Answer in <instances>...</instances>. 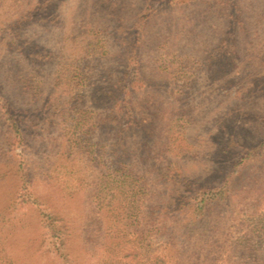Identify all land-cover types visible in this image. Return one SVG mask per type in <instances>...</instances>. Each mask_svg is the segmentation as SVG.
I'll list each match as a JSON object with an SVG mask.
<instances>
[{
    "label": "trees",
    "instance_id": "trees-1",
    "mask_svg": "<svg viewBox=\"0 0 264 264\" xmlns=\"http://www.w3.org/2000/svg\"><path fill=\"white\" fill-rule=\"evenodd\" d=\"M65 1H29L23 17L0 22V34H4L0 35V39L3 40L1 44L5 42L9 52L17 54L24 64L35 68L36 70L31 71L33 74L40 73L39 68L43 69L47 66L53 68L55 58L48 50L32 43L29 31L34 27L47 30L59 26L62 4ZM141 1L143 11L135 17V20L129 26H119L113 32L115 47H121V53L109 55L112 56L110 59L109 51L105 46L107 43L92 40L87 56L82 58L80 63L74 61L75 64L67 68L64 67L67 64L59 66L61 70L56 72L58 85L56 83L48 85L47 90L40 89L39 85L34 89L32 84L26 86L29 99L21 103L22 107L11 97L10 87L8 88L0 77L2 144L11 151L19 149L31 151L29 139L43 140V134L55 129L58 132V138L61 135L67 137V147L71 149L65 150L63 155L64 157L68 155L70 158L72 153L79 155V152H83L82 147L88 141L83 140L82 134L86 132L87 125H90L96 133L94 143L96 141L100 144L99 147L102 143L108 144L103 147L104 149L102 148L104 153L99 159H107L109 163V167L102 169L100 174L96 173L97 176L88 178L91 183L88 181L84 183L87 187L93 186L94 193L91 198L96 207L94 217H88L91 218L90 220L85 218L88 222V231L91 226L94 227L96 239L94 238L93 243L97 242L100 252L105 253L97 264H143L137 257H144L146 260L144 264H201L202 253L208 243L209 228L216 215L224 212L223 208L226 209L225 213L230 214L228 204L232 202L235 194L233 189L235 174L233 171L221 186L205 185L189 179L173 159L168 160L165 167L156 172L153 182L155 186L152 183L153 178L137 173L140 166L146 168V163L151 160L149 144L153 139L152 136L156 134L153 124L145 122L139 116L141 112L139 110L144 104L141 100L148 99L152 93L164 91L165 86H171L168 83L169 79L175 78L177 83V74L170 73L173 69L168 62L160 67V71L166 73L165 77L169 78L167 82L153 85L154 83L147 80L143 74L142 63L139 61V49L143 47V35L148 28L149 20L161 10L157 6L161 1L170 2L167 6H162V10L170 6L220 5L221 8L217 7L216 15L221 22L218 29L219 34H223V40L217 48L208 51L205 65L208 71H216L217 67H220L221 70H230L228 73H231L239 68L242 62H244L242 66H247L253 60L252 57L245 58L239 50L241 42L247 38L245 31L248 25L244 19L245 11L239 0ZM4 7L5 2L1 1L0 8ZM124 29L126 31L123 33ZM103 59L104 67L99 73L95 70L97 75H100V79L94 78L93 82L87 86L86 77H88L90 63ZM173 61L176 60L173 59ZM178 62L184 64L181 61L171 63L174 65ZM201 62H197L199 67L204 65ZM81 63L86 65H79ZM115 63H118L120 67L115 68ZM199 69L197 68V71ZM261 71L264 73V69ZM255 74L254 69L242 70L238 76L240 81L237 87L240 85L239 88H241V84L247 81L255 88L253 83L257 78ZM195 76L193 74L188 80ZM76 80L79 82L77 83ZM261 80H263L261 83H264V74ZM75 82L78 85L73 87ZM76 88L90 89L89 104L86 102L88 97L81 93L76 94ZM174 89H178V86ZM33 90L36 91L32 94ZM239 90L237 89V93L241 92ZM61 91L65 94H61ZM254 91L256 93V88ZM65 96L66 101L61 102ZM182 116H177L176 122L180 124L178 126L183 132L185 130L181 126L183 121L179 118ZM176 122L169 126L165 135L162 137L157 135L164 149L160 153L162 156L165 154L173 157L178 153L186 154L187 140L180 139V130L178 133L179 127L176 128ZM35 127L40 128L41 131H33ZM216 128L220 130L216 134L219 142H223L224 137L229 139L223 145L221 153L230 157L233 137L223 123H219ZM147 130L150 131L149 134L144 135ZM131 136L135 139L137 137V142L133 146L129 144ZM62 146H54L49 151L50 155L54 157L56 154H61ZM237 147L240 149L239 159L233 167L238 174L239 170L245 171L253 165H264V143L257 147L246 144H238ZM44 155H47L45 150ZM94 162L96 167H105L103 161L100 164H97V161ZM0 179V181L3 179L8 181V187H12L14 193L10 201L0 202V263L16 264L11 251L12 242L7 240L5 235L11 233L7 232L10 228L16 229L15 222L18 219L14 215L22 214V217L30 216L34 225L39 228L40 234L36 240L29 242L30 247L23 249L25 253L21 258L28 256L31 258L29 253L32 245L38 243L39 247L50 246L49 250L54 252L55 257L62 264H77L76 255L80 252L84 255L89 249L78 244L81 241L80 228L78 229L75 225L78 222L72 220L71 214H66L58 202L36 193L32 165L23 153L5 160V167L0 168ZM2 187L4 184L1 185ZM8 187L6 185L2 189L5 190ZM252 215L249 216V223L258 221L257 225L264 224L262 220H257L254 214ZM19 223L26 224V219ZM84 231L83 233L87 232L86 228ZM260 231H264V225ZM233 247L240 262L236 261V264H264V255H260L262 249L259 244L250 246L244 242L240 246ZM88 252L92 251L88 250ZM123 252L128 253L130 263L123 262L125 258L118 259ZM39 254L42 252L38 251L37 255ZM80 264L83 263L80 262Z\"/></svg>",
    "mask_w": 264,
    "mask_h": 264
},
{
    "label": "rangeland",
    "instance_id": "rangeland-1",
    "mask_svg": "<svg viewBox=\"0 0 264 264\" xmlns=\"http://www.w3.org/2000/svg\"><path fill=\"white\" fill-rule=\"evenodd\" d=\"M1 1L5 2V7L0 8V22H3L23 17L27 4L33 0H0V3ZM168 3L170 2L161 1L157 5L161 10L149 20L148 28L143 35V47L139 49V61L142 63L144 77L154 83L153 85H161L168 81L169 78L165 77L166 73L160 71V67L165 62H168L173 69L170 73L177 74V83L175 78L169 79L168 83L171 86H165L164 91L152 93L148 99L142 98L141 100V103L144 104L139 110L141 111L139 116L145 122L153 124L156 134L152 136L153 139L149 144L151 160L146 163V168L140 166L137 173L143 174L147 178H153V183L156 172L160 168H164L168 160L173 159L189 179L217 187L221 186L234 171L233 189L235 194L232 202L228 204L231 210L230 214L225 213L226 209L223 208L224 212H219L216 215L209 228L208 243L202 253L201 264H236V261L239 262V257L235 255L233 246H240L244 242L250 246L259 244L260 249L263 250L260 251V255H264V231H260L264 224L257 225L258 221L253 223L248 221L249 216L254 214L255 219L262 220L264 223V165H253L245 171L239 170V174L233 167V164L239 159L238 144L257 147L264 143V83H261L263 82L262 74H264L261 71L264 69V0H239L245 11L244 19L248 25L245 31L247 38L241 42L239 50L245 58L252 57L253 60L252 64L249 63L247 66H242L244 64L242 62L239 68L231 73H228L230 70H221L220 67H217L216 71H208L205 65L208 51L217 48L223 40V34H219L218 29L221 22L216 15L217 7L221 8V6L198 4L192 7L170 6V8L162 10V6H167ZM142 11L141 0H66L62 4L59 26L47 30L34 27L29 31L32 43L48 50L55 58L53 68L47 66L38 69L42 73H31L36 69L24 64L17 54L9 52L5 42L1 44L3 42L1 38L0 77L5 81L7 87H10L11 97L21 106V103L29 99L26 86L32 84V89H34L39 85L40 89L47 90L48 85L51 86L54 83L58 85L56 72L61 70L59 66L67 64L64 66L67 68V66L75 64L74 61L80 63L79 61L87 56L92 40L107 43L105 46L109 51L108 58L110 59L112 56L109 55L121 53L122 48L115 47L112 38L114 30L119 26H129ZM125 31L126 29L123 33ZM100 61L90 63L89 71L87 69L89 72L86 77L87 86L93 82L94 78L95 80L100 79V75H97L96 72L99 73L105 63L104 59ZM177 61L184 64L179 62L172 64ZM197 62L204 65L199 67ZM118 63L114 64L115 68L120 67ZM79 65L83 66L86 63ZM181 66L183 68H180ZM197 68L200 69L197 71ZM45 69L47 70L45 71ZM244 69H254L257 78L253 83L257 95L254 91L255 88L250 86V82L244 81L241 88H239L240 85L237 87V83L240 81L238 76ZM193 74L196 75L191 78L193 80H188ZM213 75L214 78H212ZM76 82L78 83L79 80ZM76 82L73 87L78 85ZM176 86L178 89H174ZM237 89H240L241 92L237 93ZM35 91L33 90L32 94ZM75 92L77 95L84 94L88 97L86 102L90 103V89L76 88ZM61 94L65 93L61 91ZM65 98L66 96L61 102H65ZM180 115H183L179 117L183 121L181 124L182 129H185L183 132L178 126L180 124L176 122L177 116ZM175 122L177 123L176 128L179 127V129L177 128L178 133L180 130V139L186 138L187 140L186 154L178 153L173 157L165 154L162 156L160 153L164 149L160 145L157 135L161 137L165 135V131ZM219 123L228 127V133L233 137L230 157L221 153L223 145L229 139L224 137L223 142L217 140L216 134L220 130L216 127ZM33 129L35 132L41 131L40 128ZM149 132L147 130L144 135ZM95 134L91 126L87 125L86 132L82 134L83 140L88 141L82 147L84 148L83 152H79V155L72 153L70 158L67 155L69 158L67 159L63 155L65 150L71 149L67 147V137L61 135L58 138V132L55 129L43 134V140L29 139L32 150L34 147L33 151H24L23 149L11 151L6 146L3 147L2 129L0 128V168L5 167L6 159L15 158L23 153L32 165L36 193L58 202L63 211L66 214H71L72 220L78 222L75 224L78 229L80 228L81 241L79 240L78 244L85 246L86 249L89 248L88 250L92 252L87 250L84 255L81 252L77 254V264L80 262L97 264L102 256H105L104 251L100 252L99 244L93 243L94 238L96 239L94 227L91 226L88 231V222L85 220L86 217H94L96 207L91 198L94 193L93 186L87 187L84 183L89 182V177L97 176L109 167L107 159H99L104 153L103 147L108 144L101 142L102 146L99 147L100 144L93 141ZM132 136L129 139L131 146L137 142V137L135 139ZM60 145H63L61 154H56L54 157L50 155L49 151L54 146ZM44 150L47 151V155H44ZM94 161H97V164L103 161L105 167H96ZM156 168L158 169L156 170ZM7 183L8 181H4V179L0 181V202L10 201L13 198V188L8 187ZM2 184L4 187L7 185L8 188L2 189L4 188H1ZM83 186L85 187L83 188ZM153 186H155L154 183ZM83 213L84 215H82ZM14 217L18 219L15 222L16 229L10 228L7 232L11 233H6L5 236L12 242L10 244L11 251H13L12 256L16 259V264H62L55 257L54 252L49 250L50 246L39 247L38 243L32 245L29 253L31 258L30 256L21 258L25 253L23 249L26 250L27 247H30L29 242L37 239L40 230L34 225L29 215L27 218L22 217V214L14 215ZM24 218L26 224H20L19 222ZM85 228L87 232L83 233ZM89 233H91L90 236ZM103 242L105 243L104 240ZM92 247L95 249H91ZM38 251H41L42 254L37 255ZM128 253L123 252L118 256V259L125 258L123 262L130 263V259L127 257ZM137 259L143 264L146 261L144 257H137Z\"/></svg>",
    "mask_w": 264,
    "mask_h": 264
}]
</instances>
